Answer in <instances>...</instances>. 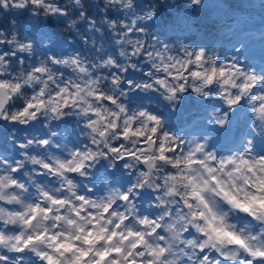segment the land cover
I'll list each match as a JSON object with an SVG mask.
<instances>
[{
    "label": "snow or ice",
    "instance_id": "obj_1",
    "mask_svg": "<svg viewBox=\"0 0 264 264\" xmlns=\"http://www.w3.org/2000/svg\"><path fill=\"white\" fill-rule=\"evenodd\" d=\"M151 7L0 0V125L30 127L44 113L74 122L88 142L12 141L16 151L0 153V264H264V68L238 47L229 63L203 46L170 47L147 31ZM44 20L75 30V43L38 52L30 37ZM141 90L180 105L195 93L231 117L244 104L251 135L222 133L224 147L185 139L183 113L164 121L133 109ZM97 159L115 164L116 179L92 199L77 181Z\"/></svg>",
    "mask_w": 264,
    "mask_h": 264
},
{
    "label": "clouds",
    "instance_id": "obj_2",
    "mask_svg": "<svg viewBox=\"0 0 264 264\" xmlns=\"http://www.w3.org/2000/svg\"><path fill=\"white\" fill-rule=\"evenodd\" d=\"M139 2L151 5L153 19L145 21L148 24L147 31L153 32L160 41L166 42L170 47L182 46H203L209 49H215L216 54L231 55L225 49L224 40L230 38L233 33L239 30L244 25H251L259 18L264 20V0H235L246 6V11L239 12L228 7L226 0H139ZM208 13L205 16V13ZM230 20V23H229ZM37 27L32 29L30 39L37 46V51L43 54L44 50L54 52L58 51L62 46H66V41L75 43V30L70 35L63 24L57 22L53 26H48V21H35ZM208 27H212L215 31V42H202L205 31ZM241 48L240 53L243 57H248L247 64H251L257 71L264 68V32L254 34L249 27L248 30L241 33L238 40L233 43V48ZM212 51V50H211ZM210 51V52H211ZM215 59V55H212ZM137 97H142L140 103L135 106H143L145 109H155L163 113L161 119L167 121L170 115L176 112H181L185 116L182 132H187L190 137L196 138L204 136L206 140L212 141L216 147H224L226 140L221 139V134L227 132V139L230 140L232 135L239 136L248 134V129L252 127L253 120L245 117L247 112L249 117L252 116L251 109L246 108L244 104L239 106L238 115L231 117L234 109H228L227 112L222 107L218 106L215 101L206 98H197L196 96L183 98V105L170 103L165 99L164 94L157 93L153 95L151 92L143 91L135 94ZM132 97V96H131ZM130 97V102H131ZM186 100H190L193 105L190 110L185 112L184 106ZM220 107L219 111H213V107ZM232 122L230 123V118ZM247 125V126H246ZM257 128L264 127L257 123ZM11 135L8 136V145L12 146L16 151L12 141L17 144L24 143L27 140L39 141L41 138L49 141L53 146L67 145L70 147L73 142H77L84 134L79 130L74 122L65 124L57 120L55 117L41 114L38 123H32L31 126L11 128ZM253 131H256L254 128ZM259 133L257 132V137ZM220 143H216V141ZM35 147V144L33 145ZM227 146H231L228 144ZM0 153L9 155L4 147H0ZM131 163V162H130ZM29 167L31 165L29 164ZM116 171V166L111 160L97 159L91 168L80 174V179L77 181V187L81 185L102 191L105 188H111L115 177L111 175ZM118 175L124 182L125 187L129 185L128 173L121 169ZM37 183L46 182L37 180L32 177ZM136 180L132 177V182ZM142 203V202H140ZM148 208V203L143 202ZM11 259V252H8Z\"/></svg>",
    "mask_w": 264,
    "mask_h": 264
},
{
    "label": "trees",
    "instance_id": "obj_3",
    "mask_svg": "<svg viewBox=\"0 0 264 264\" xmlns=\"http://www.w3.org/2000/svg\"><path fill=\"white\" fill-rule=\"evenodd\" d=\"M226 2L228 3V7L230 9H234L236 11L239 12H244L246 11V6L242 3L239 2H235V0H226ZM208 13H205V16H207ZM230 23V20H229ZM251 28L253 30L254 34H258L260 32H264V20L257 18L253 24L251 25H244L243 27H241L239 30H237L235 33H233L231 35L230 38H226L224 40V46L225 49L228 50L230 53H232V45L234 42H236L239 38V36L241 35L242 32L248 30V28ZM216 39L215 36V31L212 27H208L205 31L204 37L202 39V42L205 43H214ZM187 48L189 49V51H193L196 50L195 47L193 46H187ZM175 54V53H173ZM208 55H215V59L220 62V63H229L230 62V57H227L223 54V50H221V54L217 55L216 54V50L213 48V50L211 52L208 53ZM240 57L243 59V56L240 55ZM27 65H25L26 67ZM69 75V73L66 71L65 72V78H67V76ZM190 91V90H189ZM192 96H195V93L191 94ZM142 100V97H137L135 95H133L131 97V103L133 104V109H135V105L140 103ZM192 104L190 100H186L185 102V109L190 110L192 108ZM184 109V110H185ZM71 123L70 120H66L65 124H69ZM9 132H10V128L8 125H0V147H4L6 151H8L9 155L14 153V149H12L11 145H8V141L7 138L9 136ZM82 142L78 145V147H83L84 144L88 143L86 140H84L83 137L79 138ZM185 139H193V137H186ZM71 147V146H70ZM106 190H108L106 188ZM154 203V202H153Z\"/></svg>",
    "mask_w": 264,
    "mask_h": 264
}]
</instances>
